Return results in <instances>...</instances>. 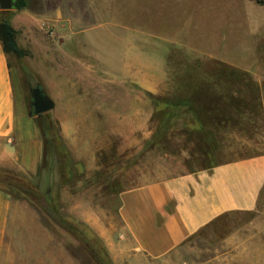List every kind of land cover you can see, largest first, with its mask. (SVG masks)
<instances>
[{
    "label": "crops",
    "instance_id": "crops-1",
    "mask_svg": "<svg viewBox=\"0 0 264 264\" xmlns=\"http://www.w3.org/2000/svg\"><path fill=\"white\" fill-rule=\"evenodd\" d=\"M104 3L25 0L23 10H13L10 22L17 46L21 21L25 47L54 58L48 59L56 65L54 94L65 105L61 110L71 111V122L82 121L87 111L102 112L108 120L115 106L125 102L112 93L111 85L127 88L132 83L140 93L138 101L126 108L131 112L126 120L139 114L137 122L145 121L142 91H147L188 102L202 130H174L166 137L167 153L160 156L157 147L163 145L146 153L149 166L141 164L126 173L128 185L119 191L113 213L91 207L74 218L102 240L113 264H172L189 240L208 231L220 236L208 261L264 264V38L250 42V58L227 62L209 56L205 59L214 64L213 70L176 73L167 66L172 53L163 39L152 42L155 36L139 32L113 40L100 37L94 22L104 20ZM250 3L256 6L250 10V19L257 16L250 32L257 36L264 29L262 20H257L264 13V0ZM64 17L69 18L67 23ZM46 20L54 21L58 31L54 44L46 40L45 45L36 37ZM68 58L71 89L69 102H64L68 93L63 71ZM240 62H250V71L233 68V63ZM112 63L120 66L114 68ZM61 128L64 133L66 127ZM80 132L77 128L75 134L74 128L70 136H63L74 143L80 141ZM136 140L132 134L126 137V143ZM228 141L239 150L227 146ZM89 154L93 163L94 151ZM41 160L39 130L0 42V169L31 179ZM234 215H250V220L234 227L230 220ZM0 264L80 263L64 246L62 233L48 229L30 204L0 191Z\"/></svg>",
    "mask_w": 264,
    "mask_h": 264
},
{
    "label": "rangeland",
    "instance_id": "rangeland-1",
    "mask_svg": "<svg viewBox=\"0 0 264 264\" xmlns=\"http://www.w3.org/2000/svg\"><path fill=\"white\" fill-rule=\"evenodd\" d=\"M102 2H105L108 11L105 9L104 20L99 18L94 22L95 30L100 37L113 40L115 36L125 38L128 34L134 36L139 32L144 36H155L152 42L163 39L172 53L167 66L176 73L184 69L213 70L214 64L205 59L209 56L227 62L250 58V42L256 41L258 37L264 38V29L257 36L250 32L254 23L253 17H257L252 16L250 19V12L252 13L250 10L256 7L250 0H102ZM13 10L15 9L9 11L11 15L16 11ZM259 16L257 20L264 23V13L261 12ZM67 19L69 18L64 17V23H67ZM54 24V21L41 22L39 29L41 34L35 32L37 39L44 44L46 40L52 42L50 44L59 40V35H56L58 31H54ZM18 26V43L23 54L19 58L9 55L10 65L23 85L27 106L31 101L29 90L35 85L54 101L55 108L44 115L49 117L50 122H53L59 131L68 156V162L53 159L50 166L43 167L40 164L37 175L31 178L32 181L42 190L47 187L52 189L63 216L82 215L91 207L95 210L109 209L113 213L117 207L119 191L128 185L125 182L126 173L138 169L141 164L149 166L150 155L146 153L156 145H163L157 147L160 156L167 153V135L180 128H170L166 135L153 141L154 136L160 134V119L153 117L151 97L155 96L147 91H142L145 121L137 122L139 114L135 118L132 115L129 121L126 120L125 117L131 113L126 108L138 101L140 93L137 86L132 83L127 84V88L111 85L112 93L117 95L120 102H123L122 100L125 102L115 106L116 109L110 112V119H103L102 112L87 111L83 112L82 121L71 122V111H62L61 108L65 105L55 98L56 65L55 62L49 61L54 58L48 54L46 56L44 52L37 53L36 50L25 47L21 21ZM148 40L151 41L149 38ZM44 48L46 46H40V49ZM148 49L151 50V47ZM38 51L40 52L39 49ZM111 65L114 68L120 66L117 63ZM226 65L232 67L231 64ZM233 68L244 72L250 71V62L233 63ZM70 71L68 58L63 71L65 77L67 74L65 88L68 93L64 102H69L70 99ZM46 74L51 75L47 78ZM240 86L247 88L243 83ZM130 102L132 104H128ZM61 125L66 127L64 133L69 136L72 129L74 132L75 128L76 134L77 128H80V141L77 142L75 139L72 141L74 143H71L70 138L66 139ZM131 134L133 138H137L136 142L126 143V137ZM147 143L149 144L146 145ZM225 144L232 147V150H239L234 142L228 141ZM90 151H94L95 154L93 163L90 162ZM165 159L170 161V158ZM65 166L68 167L66 174ZM33 209L41 216L37 209ZM249 216L234 215L230 216V220H233L234 227H242L250 220ZM217 237L220 236L208 231L205 235L192 238L174 255L172 264H222L216 263L215 260L208 261L213 257ZM70 242L75 244L73 240L63 238L64 246L74 256H78V262L83 264L80 250H70L68 247V244L72 247Z\"/></svg>",
    "mask_w": 264,
    "mask_h": 264
},
{
    "label": "trees",
    "instance_id": "trees-1",
    "mask_svg": "<svg viewBox=\"0 0 264 264\" xmlns=\"http://www.w3.org/2000/svg\"><path fill=\"white\" fill-rule=\"evenodd\" d=\"M257 2L263 4L262 1ZM15 3L16 6L13 8L15 10L20 11L25 7V0H15ZM10 19L11 14L9 11H1L0 42L6 54L19 58L23 52L17 46L16 31ZM151 98L154 109L153 117L160 119V134L154 136L153 141L166 135L170 131V128H180L190 132L202 130L199 116L188 102L168 97ZM28 109V112L31 113L30 104ZM31 117L36 123L42 140L41 164L43 167L50 166L53 159L66 160L68 162L66 148L54 123L50 122L49 117L46 115ZM64 170V174H66L68 167L65 166ZM0 191L13 199L26 201L41 213L42 221L48 229L53 232L62 233L63 238L67 240H73L75 244L70 242L72 247L69 244L68 247L72 251H75V249L80 250L81 259H83L81 263L113 264L104 243L89 227L72 216L62 215L56 195L50 187L42 190L27 176L6 169H0Z\"/></svg>",
    "mask_w": 264,
    "mask_h": 264
},
{
    "label": "water",
    "instance_id": "water-1",
    "mask_svg": "<svg viewBox=\"0 0 264 264\" xmlns=\"http://www.w3.org/2000/svg\"><path fill=\"white\" fill-rule=\"evenodd\" d=\"M16 3L15 0H0V10L1 11H10L15 8ZM31 102V113L30 116H40L44 115L55 108L54 101L49 98L43 90L35 85L29 90Z\"/></svg>",
    "mask_w": 264,
    "mask_h": 264
}]
</instances>
